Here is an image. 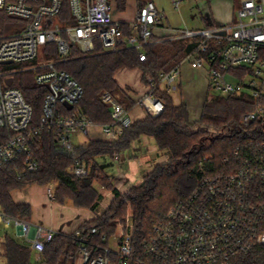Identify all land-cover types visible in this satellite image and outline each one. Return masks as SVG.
Instances as JSON below:
<instances>
[{"label": "built area", "instance_id": "1", "mask_svg": "<svg viewBox=\"0 0 264 264\" xmlns=\"http://www.w3.org/2000/svg\"><path fill=\"white\" fill-rule=\"evenodd\" d=\"M73 23H61L57 16L64 0H0V10L25 20L15 33L0 34V127L13 134L0 143V166L14 163L19 175L35 172L39 162L32 153V136L41 129H57L61 151L75 153L73 136L92 137L93 128L119 138L133 121L129 110L110 92L102 101L111 107L112 120L95 123L80 112L64 114L60 104H73L84 94L82 85L59 67L68 61L72 51L94 53L116 51L123 46L138 50L145 59L144 46L150 43L154 25L165 18L152 0L138 8L129 23L130 34L113 17L112 0H67ZM175 2H178L177 0ZM236 18L227 24L202 29L177 30L175 38H194L196 47L183 61L195 68L207 67L211 96L248 94L254 98V109L242 114L239 130L246 135L230 155L217 165L213 155L201 164L200 177L190 196L174 205L165 221L154 225L145 243L146 254L163 264H232L233 258L251 251L255 244L264 247V0H238ZM49 44L56 46L52 55ZM44 48V49H41ZM41 55L42 60L37 61ZM179 62L171 70L160 72L159 82L149 75L147 90L138 104L148 114L160 115L165 105L154 94L158 84L172 91L181 74ZM25 64L9 67L11 64ZM1 66H6L1 69ZM36 70V81L46 86L40 127L31 128L33 106L23 92L13 85L14 74ZM233 79V81L230 80ZM259 123L260 125H255ZM92 135V136H91ZM22 162V166L19 164ZM70 171L79 177L90 169L75 158ZM54 200V189H48ZM0 224L5 230L15 228L19 241L41 253L57 234L42 223L11 215L0 208ZM134 223L131 212L118 223L116 247L95 245L83 239L70 264H129L133 255ZM92 233L99 234L93 227ZM106 239V235H102ZM141 264L151 262L141 261Z\"/></svg>", "mask_w": 264, "mask_h": 264}, {"label": "trees", "instance_id": "2", "mask_svg": "<svg viewBox=\"0 0 264 264\" xmlns=\"http://www.w3.org/2000/svg\"><path fill=\"white\" fill-rule=\"evenodd\" d=\"M118 11H125L127 0H112ZM61 23H73L69 3L64 0L61 13L57 16ZM25 20L8 15L0 10V34L15 26H24ZM121 28L130 34L129 23L122 22ZM19 29L18 31H20ZM187 38H175L153 41L143 48L145 59H140L138 50L123 46L116 51H104L98 45L96 51L83 54L77 48L71 58L59 65L68 71L83 87L84 94L75 108L69 110L60 104L61 112L70 114L80 112L95 123L112 120L111 107L102 101V94L110 92L121 104L130 110L135 100L128 87H123L116 79V72L123 67L140 68L142 79L148 80L153 75L159 82L160 72H167L178 64L196 47ZM52 55L57 53L56 46L49 44ZM36 70H22L16 73L13 85L23 92L34 109L31 128L40 127L46 86L36 81ZM165 105L164 111L153 116L132 121L117 139L104 140L92 138L85 144L76 145L75 153L61 151L57 144V129L43 128L32 136V153L39 162V169L19 175L14 163L0 166V208L5 212L32 220L33 208L29 203H20L14 199L13 192L26 186L55 183L54 200L59 203L72 202L76 207L96 211L102 199L95 183L115 194L110 205L95 218L84 221L71 233L58 231L54 238L40 253L47 264H70L71 257L76 256L83 239L95 245H108L109 238L117 233L118 223L124 221L128 208L132 210L134 223L133 255L129 264H163L146 254L145 243L153 233L154 225L168 218L170 209L181 200L186 199L195 188L201 171V164L211 165L205 157L213 154L217 165L224 155H230L234 147L246 135L239 130L243 113L254 109L256 101L248 94L213 95L211 89L202 107L200 119L191 121L188 105L176 104L172 94L160 84L154 89ZM260 125L255 123V125ZM13 132L0 127V143L9 138ZM142 135L153 136L160 149L167 150L170 158L157 164L136 186L121 193L113 180L104 171L96 158L101 155H115L130 147L132 142ZM75 158L85 164L90 172L79 177L70 171ZM22 166V162L19 164ZM93 227L99 234L92 233ZM106 239H102V235ZM32 249L10 235L7 230L0 240V255H4L7 264H30ZM232 264H264V247L255 244L251 251L236 255Z\"/></svg>", "mask_w": 264, "mask_h": 264}, {"label": "crops", "instance_id": "3", "mask_svg": "<svg viewBox=\"0 0 264 264\" xmlns=\"http://www.w3.org/2000/svg\"><path fill=\"white\" fill-rule=\"evenodd\" d=\"M147 1L150 0H127V7L125 11H118L114 3V19L120 23H131L136 17L138 8ZM152 1H154L159 10L165 14V18L154 25L153 35L150 42L164 39H175L174 34H176L177 30L202 29L214 25L230 23L236 18V10L239 5L238 0H213L215 1L214 6L211 4L212 0H207V3H204V6H202V3L205 0H177L178 2L173 0V3L172 0ZM194 40V38H187V41L190 43H193ZM182 60L180 62H182ZM183 65H187L186 71L192 73L193 75L201 73L199 72L200 70H197L198 68L191 66V64L187 61H183L181 65V74L174 83V85H176V89L172 90L171 94L173 91H181L182 89V84L185 81L183 79ZM135 69L140 70V84L136 85V83H132L130 80L128 82L119 81L118 74L122 73L124 78L128 79L131 76L132 70ZM142 77L143 71L140 68L131 69L123 67L116 72L117 81L121 84V86L129 88L130 94L135 100V104L129 110L131 116L134 114L132 116L133 121L143 119L148 114L147 111L138 104L139 97L148 88L147 81H144ZM179 78L180 81H177ZM205 78L208 84L203 91L205 95L203 101L200 103L201 111L209 89V79L207 75ZM162 88H164V86H162ZM134 92L136 93L134 94ZM182 102L188 105L191 116L192 108L193 106L196 108L197 103L188 101L186 97L183 101L175 103L180 104ZM191 121H194L192 117ZM96 129L97 134L93 135L92 138H100L104 140L113 139L108 134L102 133L98 128ZM103 135H107V137L104 138ZM159 149L160 148L156 139L153 136L142 135L135 139L129 148L118 152L115 155L105 154L98 156L96 160L100 165H103L104 171L113 180L114 187L119 192L125 193L133 186L139 185L144 177L152 171L157 164L168 160L166 158L169 154L167 152H160L161 149ZM119 164H123L126 169L118 171L112 170ZM139 177L141 180L138 179ZM38 187H40V185L33 184L22 189H16L13 192L14 199L17 202L29 203L32 205L34 216L32 217V220L34 222L51 226L57 231L71 233L75 231L84 221L91 220L98 214L102 213L98 210L92 211L89 209L78 208L70 201L59 203L55 200H50L48 192L45 190L41 196H35L34 192L39 190ZM126 187L128 188L127 190H125ZM106 190L111 192L113 200L115 197L114 192L109 189Z\"/></svg>", "mask_w": 264, "mask_h": 264}, {"label": "rangeland", "instance_id": "4", "mask_svg": "<svg viewBox=\"0 0 264 264\" xmlns=\"http://www.w3.org/2000/svg\"><path fill=\"white\" fill-rule=\"evenodd\" d=\"M214 2L215 1H213V0L211 1V4L213 6L215 5ZM172 3H173V0H172ZM204 3L206 4L207 0H205L202 3V6H204ZM167 14H168V12H167ZM23 27L22 26H15V27L13 26L10 29H8L5 32V34L15 33L19 29H22ZM41 49H44V48H41ZM41 60H42V57H41V55H39L37 57V61H41ZM23 65H25V64L21 65V64H18V63H14V64H11L9 67H20V66H23ZM5 67L6 66H1V69L5 68ZM182 67H183L182 68V70H183V79L185 81L182 84L181 91L179 90V91H173L172 92L173 100H174V102L178 103V102L183 101L185 99V97H186L188 99V101H191L192 103L196 102L197 106H196V108H194V106H193L192 112H191V117L193 118L194 121H198L200 119V115H201L200 103L203 101L204 95H205V93L203 91H204L205 87L208 84L207 80L205 78L206 75H207V73H206L207 67L198 68L197 70H200L199 72H201V73L200 74H196V75H193L192 73H189L188 71H186L187 65H183ZM15 76H16V74H14V77ZM180 78L177 81H180ZM118 79H119L120 82H125V81L128 82L130 80L132 83H136V85H138L141 82L140 70L139 69L132 70L131 76L128 79L124 78L122 73L118 74ZM230 80L233 81V79H231V78H230ZM135 93L136 92H134V94ZM130 116H131V114H130ZM96 130H97L96 128H93L92 135H96L97 134ZM103 137L105 138V137H107V135H103ZM73 139H74V143L76 145H82V144L87 143L91 138L87 137V136H84L81 133H75L74 136H73ZM160 152H165V153L167 152L169 155L167 156L166 159L170 158V153L167 150L161 149ZM210 155H213V154H209L208 156H210ZM123 161H125V160H123ZM122 169H126V167L123 164H119L118 166L114 167L112 170H115V171L117 170L118 171V170H122ZM138 179L141 180L140 177ZM95 186L97 187L99 192L101 194H103L102 195V199H101L100 204H99V207L97 209L99 212H103L110 205V203L112 201V195H111V192L106 190L100 184L95 183ZM127 187L125 188V190L128 189ZM33 188H35V187H33ZM38 188H39V190L34 192L35 196H41L42 193L44 192V190L48 192L49 188L54 189L55 188V183L49 184L47 186L46 185H40V187H38ZM128 212H131V214H132L131 208H128L127 215H128ZM124 221H121V222H124ZM4 231H6V230L0 224V240L2 238V234L4 233ZM7 232L10 235H12L13 237L18 239V237L16 235L17 230L14 227L11 228V229H8ZM117 241H118L117 238L112 237L111 238V246L116 247ZM0 264H7V259H6V257L4 255H0ZM30 264H47V263L43 261V259L41 257V254L38 251L32 250L31 256H30Z\"/></svg>", "mask_w": 264, "mask_h": 264}, {"label": "water", "instance_id": "5", "mask_svg": "<svg viewBox=\"0 0 264 264\" xmlns=\"http://www.w3.org/2000/svg\"><path fill=\"white\" fill-rule=\"evenodd\" d=\"M68 108H73V104H70L68 102L65 103ZM27 245V243H25Z\"/></svg>", "mask_w": 264, "mask_h": 264}]
</instances>
